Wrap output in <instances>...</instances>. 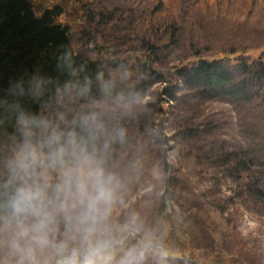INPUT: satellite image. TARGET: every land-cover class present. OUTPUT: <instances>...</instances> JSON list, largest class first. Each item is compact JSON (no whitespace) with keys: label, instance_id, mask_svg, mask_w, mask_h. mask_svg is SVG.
Listing matches in <instances>:
<instances>
[{"label":"clouds","instance_id":"1","mask_svg":"<svg viewBox=\"0 0 264 264\" xmlns=\"http://www.w3.org/2000/svg\"><path fill=\"white\" fill-rule=\"evenodd\" d=\"M78 56L0 94V264H175L188 221L145 77Z\"/></svg>","mask_w":264,"mask_h":264},{"label":"rangeland","instance_id":"2","mask_svg":"<svg viewBox=\"0 0 264 264\" xmlns=\"http://www.w3.org/2000/svg\"><path fill=\"white\" fill-rule=\"evenodd\" d=\"M30 1L37 15L62 8L58 23L81 53L106 62L132 54L151 84L153 113L167 125L173 187L188 221L181 241H190L200 264H216L219 255L264 264V95L205 101L182 85L164 93L167 82L146 67L149 51L154 69L171 73L196 51L214 57L235 48L259 58L264 0ZM191 130L197 136L185 140ZM175 264L183 263L177 257Z\"/></svg>","mask_w":264,"mask_h":264},{"label":"trees","instance_id":"3","mask_svg":"<svg viewBox=\"0 0 264 264\" xmlns=\"http://www.w3.org/2000/svg\"><path fill=\"white\" fill-rule=\"evenodd\" d=\"M62 14L58 4L37 15L30 0H0V94L5 93L10 82L22 76L27 77L37 70L46 75L62 77L56 58L62 45H71L79 54L78 59L82 56L93 58L72 45L70 28L58 23ZM146 58L149 59L146 64L149 68L147 75L156 74V80L167 82L164 93H172L173 88L182 85L205 101L218 98L250 101L264 95V54L252 59L248 51L229 48L214 57H206L196 51L183 62L180 61L174 73L154 69L151 51ZM93 59L109 66V62L114 60L109 58L106 62L102 58ZM90 66L95 67L94 64ZM142 83L148 89L151 86L150 82ZM152 107H156L155 103ZM188 132V136L183 138L190 141L195 139L197 132ZM237 163L244 167V162L238 160ZM176 255L183 264H200L199 255L189 240L180 241ZM216 264H239V260L231 258L228 263L219 255Z\"/></svg>","mask_w":264,"mask_h":264}]
</instances>
